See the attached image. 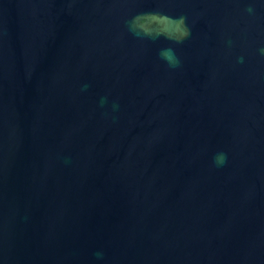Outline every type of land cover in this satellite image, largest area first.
I'll use <instances>...</instances> for the list:
<instances>
[{"label": "water", "instance_id": "water-1", "mask_svg": "<svg viewBox=\"0 0 264 264\" xmlns=\"http://www.w3.org/2000/svg\"><path fill=\"white\" fill-rule=\"evenodd\" d=\"M0 264H264V0H0Z\"/></svg>", "mask_w": 264, "mask_h": 264}]
</instances>
